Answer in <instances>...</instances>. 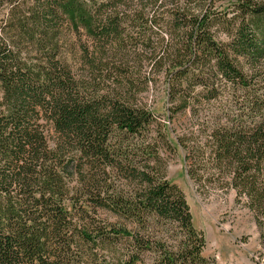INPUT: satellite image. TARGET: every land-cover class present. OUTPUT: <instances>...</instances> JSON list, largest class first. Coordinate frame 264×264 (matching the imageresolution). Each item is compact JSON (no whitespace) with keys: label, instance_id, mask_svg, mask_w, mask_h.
I'll list each match as a JSON object with an SVG mask.
<instances>
[{"label":"trees","instance_id":"trees-1","mask_svg":"<svg viewBox=\"0 0 264 264\" xmlns=\"http://www.w3.org/2000/svg\"><path fill=\"white\" fill-rule=\"evenodd\" d=\"M0 25V264H214L166 179L177 145L264 251V0H0ZM159 83L169 122L219 107L175 145L143 99Z\"/></svg>","mask_w":264,"mask_h":264},{"label":"rangeland","instance_id":"rangeland-1","mask_svg":"<svg viewBox=\"0 0 264 264\" xmlns=\"http://www.w3.org/2000/svg\"><path fill=\"white\" fill-rule=\"evenodd\" d=\"M2 12L5 15L7 7H4ZM3 35L0 25V40ZM220 38L223 39L221 36ZM81 42L87 43V37L83 36ZM73 68L78 71L81 67ZM144 71L150 77L148 69H144ZM151 76L154 75L151 74ZM159 79L162 77L160 76ZM143 99L147 102L150 110L155 113V116L159 117L158 120L165 122L166 131L170 134V141L175 145L174 138L203 130L208 125L207 123L214 111L217 110L216 108L219 107L214 103L210 107L200 110L195 118L191 113L186 112L185 116L172 118L169 122L166 118L170 114L165 109L167 100L161 84L148 91ZM153 127L157 129L155 125ZM51 136L50 143L54 138L53 134ZM172 149L173 152L160 150V155L166 163V179L175 183L186 198L192 214V223L197 230L202 232L205 239L203 256L214 264H264V251L259 244L256 224L248 209H244L242 203L236 200L234 191L222 189L214 181L212 184L205 181V178L212 174L213 170H206L204 174L201 170L200 173L204 175L202 184L193 182L187 174L188 166L192 163L191 160H187L188 150L185 151L178 145ZM66 167L65 181L71 188L75 184L74 175L71 165ZM200 186L202 187L200 188ZM66 204L69 206L70 203ZM92 212L89 210L88 217L90 216V219L88 223L90 220L93 221L92 225L95 228L104 227L106 224H113L118 227L122 223V220L116 219L104 211L95 209ZM126 226L130 230L132 229L129 224ZM122 245L119 246L122 247ZM94 252L88 262L85 260V264H112L111 258L106 252L104 253L99 249L94 250ZM143 261L144 264L149 263L150 255L147 254L143 257Z\"/></svg>","mask_w":264,"mask_h":264}]
</instances>
